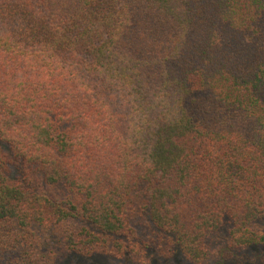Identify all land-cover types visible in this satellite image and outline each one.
I'll return each instance as SVG.
<instances>
[{"label": "trees", "instance_id": "trees-1", "mask_svg": "<svg viewBox=\"0 0 264 264\" xmlns=\"http://www.w3.org/2000/svg\"><path fill=\"white\" fill-rule=\"evenodd\" d=\"M259 222L264 0H0V264H264Z\"/></svg>", "mask_w": 264, "mask_h": 264}, {"label": "rangeland", "instance_id": "rangeland-1", "mask_svg": "<svg viewBox=\"0 0 264 264\" xmlns=\"http://www.w3.org/2000/svg\"><path fill=\"white\" fill-rule=\"evenodd\" d=\"M256 227L261 229V230H264V222L257 223ZM227 237H228L227 236V227H223L216 234L213 235L212 239L214 240L215 244H222L227 240ZM85 262L87 264H104V263H101L97 259H90V260H86ZM105 264H106V262H105ZM153 264H188V263L185 262V260H183L179 256H175L173 258L164 259V260H161L159 262L154 261Z\"/></svg>", "mask_w": 264, "mask_h": 264}]
</instances>
